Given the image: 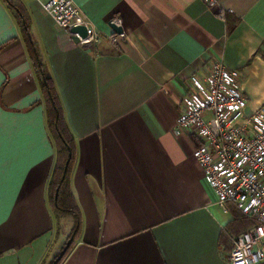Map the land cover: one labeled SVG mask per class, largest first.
Returning <instances> with one entry per match:
<instances>
[{
	"label": "crops",
	"instance_id": "1",
	"mask_svg": "<svg viewBox=\"0 0 264 264\" xmlns=\"http://www.w3.org/2000/svg\"><path fill=\"white\" fill-rule=\"evenodd\" d=\"M14 1L39 63L0 0V264L49 263L74 223L49 201L57 149L43 76L75 143L80 232L61 264H229L248 221L217 204L196 138L175 121L189 77L218 60L239 70L246 113L264 103V0H73L102 36L93 47L55 25L45 0Z\"/></svg>",
	"mask_w": 264,
	"mask_h": 264
},
{
	"label": "built area",
	"instance_id": "2",
	"mask_svg": "<svg viewBox=\"0 0 264 264\" xmlns=\"http://www.w3.org/2000/svg\"><path fill=\"white\" fill-rule=\"evenodd\" d=\"M219 7V0H203ZM60 27L83 47L102 41L99 31L73 0L39 1ZM217 16H226L219 9ZM111 22L120 25L117 18ZM84 26L85 37L74 27ZM109 39L117 41V35ZM240 72L222 60L215 61L203 77L191 75L180 100L181 112L175 121V134L188 132L197 140L193 156L203 169L205 181L221 207L233 204L252 218L253 226L238 235L229 252V264H257L264 260V103L245 112L247 99L240 87Z\"/></svg>",
	"mask_w": 264,
	"mask_h": 264
},
{
	"label": "trees",
	"instance_id": "3",
	"mask_svg": "<svg viewBox=\"0 0 264 264\" xmlns=\"http://www.w3.org/2000/svg\"><path fill=\"white\" fill-rule=\"evenodd\" d=\"M4 1H6L9 8L13 12V15L18 24L17 26H19L20 31L23 35V39L27 43L29 52L33 57V60L35 62L34 64L38 65L37 63H39V61L37 58V53L36 51H34L35 47L30 38L28 20L25 13H23V8L14 0ZM42 89L46 95L47 102V128H49L52 139L55 141L57 149L55 165H53L54 167L49 178V201L51 203L50 205H52L53 212L55 215L61 217L66 214H70L74 218L73 226L68 232L65 242L70 237H72V241L70 242L69 247L65 251V254L56 263L61 264L66 255L68 254L69 250L71 249L73 245L72 242H74V239L79 235L80 232V217H78L79 210L77 205L75 204V200L70 188V174L75 159V143L73 140V136L68 130V127H66L67 125L65 123L61 107L57 102V96L55 95L52 83L50 79L46 76H43L42 79ZM227 207L236 219H247L248 226L243 229L242 232L255 224V221L252 218L246 217L233 204H227ZM58 253L56 255H58ZM56 255L54 256L56 257ZM55 257H53V259ZM53 259L47 264H51Z\"/></svg>",
	"mask_w": 264,
	"mask_h": 264
},
{
	"label": "water",
	"instance_id": "4",
	"mask_svg": "<svg viewBox=\"0 0 264 264\" xmlns=\"http://www.w3.org/2000/svg\"><path fill=\"white\" fill-rule=\"evenodd\" d=\"M108 25L109 27L113 30V32L115 34H121L122 33V26L121 25H116L115 23L108 21ZM70 31L75 32L78 31L79 35L81 37H85L84 35H86V28L84 26H78V27H74L72 28ZM56 197V195H55ZM72 241V237H70L66 242H64V246L62 247V249L60 250V252L58 253V255H56V257L53 259L51 264H56L61 258L62 256L65 254V251L67 250V248L70 245V242Z\"/></svg>",
	"mask_w": 264,
	"mask_h": 264
}]
</instances>
